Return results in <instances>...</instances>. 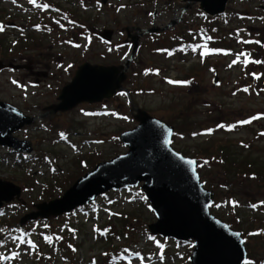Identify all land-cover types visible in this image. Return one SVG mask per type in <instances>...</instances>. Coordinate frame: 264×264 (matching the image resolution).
<instances>
[{
	"label": "rangeland",
	"instance_id": "1",
	"mask_svg": "<svg viewBox=\"0 0 264 264\" xmlns=\"http://www.w3.org/2000/svg\"><path fill=\"white\" fill-rule=\"evenodd\" d=\"M39 1L64 12L42 14ZM210 18L185 0H0V38L15 53L3 58L2 49L0 59L25 66L0 71V101L33 118L13 133L31 152L0 146V178L21 188L19 199L0 206V264L190 263L193 241L150 231L156 215L142 183L68 214L17 222L98 162L126 153L119 136L139 123L138 110L174 127L172 148L196 159L214 192L210 211L242 233L244 264H264V178L234 172L224 159L264 169V87L252 79L264 73L252 65L254 40L264 38V0H229L223 15ZM105 29L114 30L109 43L99 37ZM128 33L139 35V46L121 88L100 102L56 110L81 64H125L133 49ZM210 38H227L230 48L215 49ZM122 214H130L125 225Z\"/></svg>",
	"mask_w": 264,
	"mask_h": 264
},
{
	"label": "water",
	"instance_id": "2",
	"mask_svg": "<svg viewBox=\"0 0 264 264\" xmlns=\"http://www.w3.org/2000/svg\"><path fill=\"white\" fill-rule=\"evenodd\" d=\"M185 1L198 3V8L211 17L223 14L229 2ZM113 35L112 29L99 33V37L108 43L112 41ZM128 37L132 39L133 49L125 64H81L72 80L63 86L59 95L61 103L56 110H68L81 102H100L112 97L121 88L126 70L139 46V35L128 33ZM7 68L22 69L25 66L0 59V71ZM213 82H218L217 77ZM135 118L139 123L119 136L128 147L126 153L97 163L61 197L36 204L38 210L26 214L21 224L39 217L68 214L109 190L135 187L142 183L156 215V221L149 225L150 231L166 238L193 241L189 264H244L248 252L242 233L232 229L210 211L214 192L204 186L197 165L188 163L196 162V159L185 157L172 148L174 127L144 110H138ZM32 122V117L25 116L14 105L0 101V146L31 152L30 142L19 140L13 133ZM20 194V186L0 178V206L3 202L19 199Z\"/></svg>",
	"mask_w": 264,
	"mask_h": 264
},
{
	"label": "trees",
	"instance_id": "3",
	"mask_svg": "<svg viewBox=\"0 0 264 264\" xmlns=\"http://www.w3.org/2000/svg\"><path fill=\"white\" fill-rule=\"evenodd\" d=\"M18 1H20V0H18ZM45 4H46L45 2L41 3L39 1V3L35 6V8L38 11H41L42 14L49 13L50 11H52V13H53V11H62V9H63V12H64V8L60 4H55L53 7H51V5H50V6H48V8L44 7ZM65 11L66 12L67 11L68 12L69 11L77 12V10H75V9L74 10L65 9ZM44 19L45 18H43V21H44ZM212 19H215V18H210V20H212ZM187 35H189V39H190L191 38V33H187ZM185 36H186V34H181L180 33L178 37L182 38V37H185ZM30 37H31L30 39H32L34 41L35 38L32 35ZM22 39H19V41L24 42ZM5 40L6 39H4L2 37L0 38V50L5 49V51H7L6 54L3 55V58L15 57V53L13 54V52H12V51H14L13 49L10 51L9 48H5ZM230 40H231V38H230ZM209 44L214 46L215 49L222 47V48L227 50V48H230V45L227 44V38H224V39H211L210 38ZM250 45L243 46V50H241V53L244 54L248 50ZM253 47H254V54H255L254 55V62L252 64L253 68H256L257 64H262L264 66V38L262 37V38L254 40ZM236 48H237V46H235L234 48H231V50H235ZM263 74L257 75L256 78L253 77L252 79L255 80L257 84H261L264 87V75ZM231 157H232V155L226 154L224 156V159H225V162L227 164H230V168L233 169L234 172H238L239 174H240V172L248 173V174H250V176H258V175H260V176H263V178H264V169H255V168H253L252 163L249 160H247V159H245L243 161L242 160L240 161V160H237V159H235L233 157H232L233 159H231ZM129 215L130 214H122L123 219H120V220H121V222H123L124 225L129 220V217H128ZM17 222L20 223L21 219H18ZM111 222L112 221L108 222L109 224L107 223L106 226L108 225V227H109L110 225H113V223H111ZM108 227L105 228V231H108V233H109ZM113 240H114V238H111V236H109L108 238L106 237V242L107 243H112Z\"/></svg>",
	"mask_w": 264,
	"mask_h": 264
},
{
	"label": "snow or ice",
	"instance_id": "4",
	"mask_svg": "<svg viewBox=\"0 0 264 264\" xmlns=\"http://www.w3.org/2000/svg\"><path fill=\"white\" fill-rule=\"evenodd\" d=\"M33 2H34V0H33ZM46 7V6H45ZM0 31H3V26H0ZM239 58V57H238ZM237 61H233V63H236ZM247 62V61H246ZM170 83H181V82H172V81H170ZM183 83H186V82H183ZM247 89H245V91H246ZM242 123H248V121H243ZM208 131H211V130H208ZM188 163L189 164H192V165H195L196 164V162L195 161H188ZM205 163H207V162H205Z\"/></svg>",
	"mask_w": 264,
	"mask_h": 264
}]
</instances>
